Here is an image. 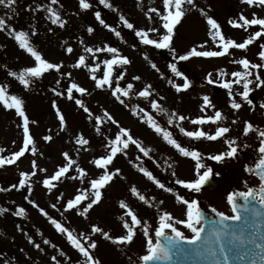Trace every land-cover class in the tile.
Returning <instances> with one entry per match:
<instances>
[{
	"label": "rangeland",
	"instance_id": "374dc122",
	"mask_svg": "<svg viewBox=\"0 0 264 264\" xmlns=\"http://www.w3.org/2000/svg\"><path fill=\"white\" fill-rule=\"evenodd\" d=\"M71 1L68 0V2ZM76 1L78 4V0ZM35 2L47 3V0H35ZM90 2L92 7L89 10L73 8L74 6L69 5L66 0H61L59 5H55V7L60 8L63 17L67 20L66 26L68 28L78 26L81 29L71 31L72 33L64 30L56 36L51 35L50 38H53L49 39L51 42L47 52L45 45L40 43L38 37L33 40L32 45L42 53L43 58L53 63L62 62V67L60 71L48 70L41 78L35 79L27 90L13 77L9 76L8 72L33 66L34 59L18 47L15 39L9 41L2 40L0 37V84H10L9 91L23 98V107L29 117L30 135L34 139V145H29V148L21 157L17 158L16 162L0 166V188L8 189L10 185L18 184L21 171L32 172L31 162L33 160L36 161L39 168L46 169V171L37 170L36 174L29 178L33 189L31 194L28 192V185L19 189L0 191V198L2 194L6 195L14 204L25 209V215L20 219L30 227L29 231L23 232L14 223L4 219L3 214L0 213V264H54L51 260L52 256H56L61 264H77L78 261L80 264H84L85 258L71 246L66 234L57 232L48 218L41 214L38 208L24 199L26 195L29 196L30 200H34L40 207L44 208L50 216L59 220L78 236L80 233H84L89 235L91 240H95L97 247L90 251L98 259L99 264H139V257L146 254L147 250L148 237L143 235V226H137L133 240L130 243L123 244L113 243L105 239L101 233H92L91 231L92 225L95 224L104 231H108L113 237L126 234V229L122 226L121 216L124 210L120 207V200L126 201L142 221L147 223L149 237L155 241V228L159 223L158 217L164 211L169 212L174 217L172 223L185 236L190 237L192 235L191 231L184 225L176 223L177 220L186 219V205L177 201L176 193L189 201L197 199L198 206L201 208L210 206L219 212L230 215L227 194L229 192L246 191L248 187H256L254 176L244 171V165L245 163L252 164L255 162L258 137L255 131L250 132L247 137L242 134V131L244 121H250L256 128L264 130V109L262 110L259 107L261 102H264V87L255 88L254 80V84L250 85V87H253V91L250 93L253 104L249 105L237 96L236 98H239L237 102L241 103L242 107L239 110H234L226 101L218 102L212 98L208 85L217 89L220 88L228 97L227 90L220 87L218 83L209 84L207 82V85L205 77L211 73L213 79H232L231 72L241 70L242 66L231 63V61L244 57L252 63H264L258 56V52L261 50L259 44L264 37V33L261 37L256 38L252 44L246 46L245 49L230 48V52L226 56L212 58L193 56L184 61L175 60L170 49H156L155 46L149 45V49L140 48L137 50L127 47L126 44H120L119 41L109 39L108 44L116 47L119 50V55L127 56L131 61L127 65L114 66L113 76L118 75L120 72L125 73L123 80L120 81L122 87H126L128 83L134 85L130 96H122L125 103L121 104L112 96L107 86L102 89L96 88L87 67H74L77 58L83 54L86 56L87 65L100 63V67L96 69L95 74L102 77L104 68L102 61L112 57L111 53L106 52L84 53L83 49L88 46L93 48L103 47L105 44L103 38L106 35L104 30L109 32L97 20L90 23L88 15L92 14L93 19H95L94 13L96 11H99L104 17H110L112 16L111 12H114L117 21L115 20L111 25L121 32L124 40L132 38L133 42L140 43V39L135 36L134 30L122 25L119 21V15L123 14L129 22L133 23L134 29L147 30L156 27L159 29V33L162 34L165 30L162 27L160 17L156 12H149V9L156 8L163 13V0H110L114 9L104 7L99 3V0H90ZM194 2L197 8L191 9V6L186 5V9L190 10L186 11V15L174 28L171 48L175 49L176 55L186 54L194 46L197 47L198 51L219 50L208 34L210 26L207 24L205 16L201 15L199 8H204L207 15H211L217 20L225 38H232L237 42H243L245 38L252 36L255 31H259L262 27L250 25L242 28L234 27L228 23L230 19L239 21L241 14L248 19L253 18L254 13L257 18H264V6L258 3L249 5L246 0H194ZM29 6H35L34 0H17L16 9L24 7L22 8L24 9L23 14L26 12L23 19L20 18L22 19L20 22L22 29H27L30 33V25L32 24L38 31L42 30L43 32L48 31L49 28H54L55 25H52L47 19L44 20V16L42 19L39 18V14L45 15L43 10L33 13L29 10ZM148 15L151 16V20ZM0 16H3L2 13ZM15 19V16L10 15L8 23L17 28L19 22ZM44 22L47 23V26H44ZM239 23L242 24L243 21H239ZM90 25L95 29L91 34L87 32ZM6 33V31H0L1 35H6ZM111 34L113 33L111 32ZM149 36L153 39H159L157 33L150 32ZM30 38H33V36ZM205 41L208 43L204 44ZM69 45L73 48L72 53L66 51ZM201 45L203 47H200ZM145 53L152 62L157 64L160 69L159 72L150 66L149 60L144 58ZM93 55L96 56V60H93ZM4 61L7 65L2 68L1 64ZM169 62H175L178 70L185 73L193 86L180 91V101L178 96L170 90L169 85H173L168 82V79H172L175 84L179 85L184 83V79L171 73L168 68ZM15 65L17 67L14 69ZM220 70L225 71L228 75L221 78ZM161 72L164 73V77L161 76ZM62 73H71V77L64 76ZM253 73L254 75L260 74L264 78L263 67L254 69ZM135 76H139L141 79L134 80L133 77ZM57 80L61 81L59 85L56 84ZM70 81H74L88 90L85 94L76 93L74 90V95L85 102L94 116L103 115V110H107L114 121L118 123L107 121L105 118V122L100 125L101 132L97 133L94 116L89 119L88 114L75 104V99L65 101L64 95L58 96L53 93L52 85H56L55 88L58 91L66 92ZM148 84L155 90L152 98L157 99L167 110V113L152 110L148 100L136 95V92ZM114 85L115 81H113ZM239 90L242 91V86ZM203 95L209 96L215 109L221 110L223 115L227 117L226 120L218 123L206 121L204 124H193L191 122L196 117L215 114L214 109L211 107L201 108ZM40 96H43L44 99L41 100ZM54 100L65 117L66 126L63 130L59 127L56 110L52 106ZM137 105L148 110L158 123L172 132L174 138L182 146L199 150L202 163L212 169L210 177L217 184L215 190L205 191L201 189L197 193L176 183L177 179L190 181L196 178L195 161L179 154L173 146L163 140L161 134H157L139 116L133 114L131 108ZM70 108L73 110L71 111ZM173 110L177 115L185 116L186 119L183 121L177 120L174 124L169 125L167 123L168 115ZM82 113L83 115H81ZM81 118L83 120H80ZM234 118L238 121L235 124L232 123ZM181 122H183L181 127L189 131L199 129L214 134L218 126H229L230 131L216 140L189 138L179 131L177 126L181 125ZM120 126L128 129L130 134L145 149L149 150V156H144L135 145H130L123 153H117L109 166V171L120 169V173L114 175L113 179L101 189V200L93 205L86 214H82L80 205H77L74 209L65 210L66 202L74 198L78 189L91 190L89 181L102 174V169L96 167L91 161L95 157L107 154L108 149L104 145L108 144L109 138L115 137ZM45 135H51L52 139L45 141L43 139ZM78 135H82L90 143L83 147L77 145L75 140ZM233 137L237 138L236 143L240 146L238 152V154H241L240 159L236 156L235 158H225L222 162H216L209 158V154L215 155L227 151L228 145L225 141ZM245 144L250 146L244 147ZM22 146V118L17 115L14 109L6 110L0 104V149L3 150L0 151V156L10 157L13 152L18 151ZM33 146L36 148L35 154L31 151ZM63 152H68L72 159L86 170L87 176L83 182L79 178H71L78 175L75 166H73L69 171V178L53 181L55 187L49 190L43 185L42 181L45 177L53 175L57 166H61L66 162L62 155ZM137 166L148 168L165 184L166 188L170 187L174 191L169 193L165 189L158 188L138 171ZM203 170L201 169V171ZM133 185L148 197L152 206L146 205L131 194L130 188ZM58 197H60L59 200ZM87 203L88 201H82L81 205L86 206ZM52 204H56L57 207L53 209ZM0 208H2L1 199ZM124 219L128 220L129 223L131 222V218L128 216H124ZM166 231L171 234L170 230ZM29 235L32 236L35 243L41 245L43 251L28 242ZM45 239L49 240L50 243L45 244Z\"/></svg>",
	"mask_w": 264,
	"mask_h": 264
},
{
	"label": "snow or ice",
	"instance_id": "6c2138e0",
	"mask_svg": "<svg viewBox=\"0 0 264 264\" xmlns=\"http://www.w3.org/2000/svg\"><path fill=\"white\" fill-rule=\"evenodd\" d=\"M249 5H253L258 3L261 6H264V0H246ZM61 0H47V3H36L34 0V7L29 6V10L33 13L43 10L45 13V19L51 22L52 25H57L61 28L65 27L67 24V20L63 17L60 8L55 7V5H59ZM99 3L106 8H113L110 0H99ZM17 0H0V6H3L8 11L4 13L3 16H0V31H6L10 37H13L18 44V47L28 54L34 59L35 63L33 66H27L19 69L18 71H9L8 75L13 77L18 83L25 89H29L31 85L34 83L35 79L41 78L42 75L48 70H56L60 71L62 67L61 63H53L43 58L42 54L32 45L31 36L37 34V29L35 26L30 25L31 34L24 30H17L14 26L8 23V18L10 15H18L16 9ZM78 5L80 10H89L92 7L90 0H78ZM191 6V9H196L197 5L194 0H163V8L164 12L161 13L159 9L151 8L149 12H156L160 17L162 22V27L165 30L164 33H159V29L156 27L145 29H134L133 23L129 22V20L123 15H119V21L122 25L128 29H133L135 32V36L140 39V42L145 45H153L156 49H170L175 60L184 61L189 59L190 57H222L225 54H229L230 48L235 49H245L246 46L253 43L256 38L261 37L262 33H264V18H257L255 13L253 14V18L248 19L243 14L240 15L239 21H243L242 24L237 20H229L228 23L232 24L234 27H246L250 25H259L262 26L259 31H255L254 34L248 38H245L243 42H237L232 38H225L222 34L221 26L217 22L215 18L211 15H207L204 8H199L201 15L205 16L207 24L210 26L209 36L212 41L218 46L219 50H202L198 51L197 47H192L186 54L176 55L175 49L171 48V41L174 34L175 26L181 21V19L186 15V11L190 9H186L185 6ZM95 19L102 25L104 28L111 31L115 36L120 37L121 32L117 30L116 27L107 23L101 16L99 11L94 13ZM148 18L151 20V16L148 15ZM49 31H52L49 28ZM95 29L90 25L87 28V32L89 34L93 33ZM157 33L159 35V39L150 38L149 33ZM83 43V41H81ZM208 42L205 41L204 44ZM200 47H203L201 45ZM68 53H72L73 48L69 45L66 48ZM84 53H111L112 57L105 59L102 61L103 68V76L98 77L96 73V69L100 67V63H96L93 65L86 64V56L80 55L75 61L74 67H87L89 72L91 73V79L95 82V86L98 89L107 88L111 91V94L117 101L121 104H124L125 101L122 99L123 97H128L132 94L134 85L132 83H128L126 87H122L120 81L123 80L125 73L120 72L118 75L113 76L115 71L114 66H122L127 65L131 61L127 56L119 55V50L116 47H113L107 43L103 45V47L93 48L91 46L85 47L83 49ZM258 56L261 61H264V44L261 45V50L258 52ZM93 60H96V56L93 55ZM144 58L149 60L150 66L155 69L157 72L160 71L157 64L152 62L147 54H144ZM231 63L239 64L242 66L241 70H235L231 72L232 79H223L222 77L227 76L228 74L220 70V77L222 79H213L212 74L209 73L205 79L209 84H219L220 87L227 90V95L229 97L230 107L234 110H239L242 107V104L237 102L236 97L239 96L243 101L247 102L249 105L253 104V101L250 99V93L253 91V87L250 85L255 84V88L264 87V78L260 74L253 73L254 69H259L264 67V63H252L246 57L240 58L239 60H232ZM168 68L171 73H173L176 77H183L184 83L182 85L175 84L172 79H168V82L175 87L177 92H180L182 89L187 90L190 87L189 78L185 75L184 72L178 70V66L175 62H169ZM162 77H164V73H160ZM64 76L71 77V73H62ZM254 76V79H253ZM134 80H139L141 77L135 76ZM113 81H115V85L113 86ZM61 83L60 80L56 81V84L59 85ZM240 86H242V91L239 90ZM11 85L8 83L0 84V104L7 109H14L17 115L23 120V146L16 152H13L10 157L0 156V166L13 164L17 161V158L21 157L26 149L29 148V145H34V139L30 135L29 130V117L26 115L24 110V100L17 94L11 93L9 91ZM74 90L76 93L85 94L88 90L78 83L74 81H70L69 85L66 88L65 92H60L56 88H53L52 91L54 94L58 96L67 95L68 99H75L76 105L83 109L85 113L88 114V118L92 119L94 114L91 109L86 106L85 102L76 98L74 95ZM154 89H152L151 85H146L143 89L136 92L138 97H142L145 100H148L150 103V107L152 110H156L159 113H167V110L159 103L157 99H153ZM162 99V98H161ZM203 103L201 108L204 109L206 106L214 109V115L208 116H199L193 119L191 122L193 124H204L207 122L218 123L220 121L226 120L227 117L223 115L221 110L215 109V106L212 104L208 95H203L202 97ZM53 108L56 110L57 118L59 120V127L63 130L66 126L65 117L60 109L56 105V101H53ZM261 109H264V102H261L259 105ZM139 109V111H138ZM133 114L140 117L145 123L148 124L150 128H152L157 134H161L163 140L173 146L179 154L184 157H189L195 161V176L196 178L190 181H186L183 179H177L176 183L184 186L186 189L200 192L202 189V185L209 179L212 175L211 167L202 163L201 153L199 150L182 146L181 143L174 138L171 131H169L166 127H163L154 116L146 109L140 108L139 105L131 108ZM143 113V115H141ZM105 118L107 121H111L113 123H118L114 121V118L107 112V110H103V115H95V130L97 133L101 132L100 125L105 122ZM186 117L183 115H177L175 110L168 115L167 123L169 125L174 124L177 120L183 121ZM237 119H233L232 123H237ZM35 123V121H33ZM179 131L189 137V138H206L209 140H216L217 138H221L224 134L230 131L229 126H218L215 130L214 134H210L204 130H196L189 131L183 127H179ZM255 131L258 137V146L255 151L257 153V158L255 162L252 164L245 163L244 171L252 176H255L259 180L258 187H248L246 191H237V192H229L227 194V202L232 207L233 213L232 216L226 215L224 212L217 211L214 207L211 209L213 213L218 217L217 220L205 221L204 214L200 210L198 206L197 199H191L190 201L179 193H176V199L178 202H182L186 205V219L177 220L176 223L184 225L187 229H189L192 233L190 237L184 235L182 231H180L173 223L174 217L167 211H164L161 215H159L158 226L155 228V241L149 237V230L147 223L142 221V219L133 211L131 206L127 204L126 201L120 200L119 204L123 211V215L121 216L122 226L126 229V234L120 235L117 237H113L109 234L108 231H104L99 226L93 224L91 231L92 233H101L105 239H108L116 244L130 243L135 235V230L137 226H143V235L148 237L146 244V254L139 257L140 264H148V262H156L162 260H171L173 255H187L194 254L197 256L207 255L213 258L214 264H220V258H222L224 264H228L230 259L229 252L232 251V248L225 247L224 238L230 237L228 243L233 245L236 248V255L240 259H244L245 255L249 251V249H245V251H240L241 246L251 245L256 250L254 252L255 255L259 256L260 264H264V234L257 235L256 232L250 233L248 236L244 235L243 228L239 229V234L237 229L232 225L226 223V221H240L243 219L244 225H248L249 223V213H251L252 217H260L264 215V130L256 128V126L250 121H244V127L242 134L244 136H248L250 132ZM45 141H50L52 139L51 135L43 136ZM237 138L233 137L225 141L228 145V150L219 152L215 155L209 154V158L216 162H222L225 158H235L239 152L240 146L236 143ZM77 145L84 146L88 145L89 140L83 138L82 135H78L75 140ZM130 145H135L140 152L144 154V156H149V150L145 149L141 143L135 139L130 131L122 126L119 127L117 133L114 138H109L108 144L104 145L105 148L108 149L107 154L101 155L99 157L93 158L91 163H93L96 167L102 169V174H100L97 178H93L89 181L90 189H78L77 194L74 198L69 199L65 204V210L74 209L77 205H80L82 214H86L89 209L93 207V205L97 204L102 198L101 189L106 186L114 177V175L120 173V169H115L114 171H109V166L114 160V157L117 153H123L125 149H128ZM250 145L245 144L244 147H249ZM0 151H3L0 149ZM33 154L36 153V148L33 146L31 148ZM65 158V163L61 166H57L56 171L50 177H45L42 181L43 185L47 187V189L51 190L55 185L52 183L53 181H59L62 178H69L68 174L70 169L75 166L77 176L71 177L73 179L79 178L81 182L84 181L87 176L86 170L81 167L77 161L72 159L68 152L62 153ZM32 164V172L21 171L19 173V181L18 184L10 185L8 189L0 188V191H8L11 189H19L23 188L25 185H28V192L31 194L32 187L29 182V178L36 174V171H46V169L39 168L38 164L35 160L31 162ZM138 171L142 173L148 180L152 181L158 188L165 189L167 192L172 193L174 190L170 187L166 188L165 184L161 182L152 171L143 166H137ZM201 169H204L201 171ZM130 192L134 197H137L139 201L145 203L146 205L152 206L151 201L142 194L139 189L133 185L130 188ZM236 197H240L243 199L242 204L236 203ZM26 201H29L34 207L38 208L41 214L48 218L50 223L54 226L57 232L66 234L68 242L71 244L73 248L78 250V252L85 258L84 264H99L98 259L94 257L91 249H95L97 247V242L95 240H91L89 235L84 233H80L79 236L75 234L68 227H65L59 220L50 216L49 213L42 207H40L34 200H30L29 196L26 195L24 197ZM58 200L60 197L57 198ZM155 199V198H153ZM82 201H88L86 206L81 205ZM256 204L260 205V209L258 210ZM51 207L55 209L57 207L56 204H52ZM8 211L5 208H0V213H4ZM14 215L17 217H22L25 215V209L22 206H17L14 212ZM124 216H128L131 218V222L124 219ZM205 223L210 225V229L208 234L202 235L205 228ZM218 225V226H217ZM19 227V226H17ZM252 227H258V222L256 220L252 221ZM170 230L171 235L168 231ZM214 237V239H213ZM28 242L34 244V246L43 251L40 244L34 242L32 236H28ZM45 244H49L50 241L45 239ZM194 245L193 248H185L183 245ZM215 245V247L213 246ZM51 260L54 264H61V261L57 259L56 256H52ZM77 264H80L78 261ZM255 264V261L252 262Z\"/></svg>",
	"mask_w": 264,
	"mask_h": 264
},
{
	"label": "water",
	"instance_id": "95a60500",
	"mask_svg": "<svg viewBox=\"0 0 264 264\" xmlns=\"http://www.w3.org/2000/svg\"><path fill=\"white\" fill-rule=\"evenodd\" d=\"M203 186L207 188L208 190H213L215 188V184L212 181H210V179H208ZM236 203L242 204L243 199L240 197H236ZM256 207L258 210H261L260 205ZM201 211L204 214L205 221H212V220L218 219V217L216 216L215 213L212 212V210H201ZM261 211H264V210H261ZM253 220H256L258 222V227L256 228L252 227ZM226 223L236 228L238 234H239L240 228H243L245 236H248L252 232H256L257 235L264 234V215L260 217H252L251 213H249L248 225H244L243 219H241L240 221H226ZM209 229H210V225L208 223H205V228H204V232L202 233V235L208 234ZM229 239L230 237L224 238L225 247L232 248V251L229 252L230 259L228 261V264H252L253 261H255V264H260L259 256L254 254L256 250L253 248V246L251 245L241 246V248L239 249L240 251H245V249H249V251L245 255L244 259H240L236 255V248H234L233 245L228 243ZM183 246L185 248L195 247L194 245H188V244H184ZM213 246L215 247V245ZM148 264H214V260L212 257L207 256V255L197 256L194 254H187V255H173V258L171 260L148 262ZM220 264H224L222 258H220Z\"/></svg>",
	"mask_w": 264,
	"mask_h": 264
},
{
	"label": "trees",
	"instance_id": "16d2710c",
	"mask_svg": "<svg viewBox=\"0 0 264 264\" xmlns=\"http://www.w3.org/2000/svg\"><path fill=\"white\" fill-rule=\"evenodd\" d=\"M88 19H92V17L89 15L88 16ZM112 39V37L109 35V34H106V35H104V42L105 43H107L108 44V42L107 41H109V39ZM120 40H122V43L124 44H126V46L127 47H130V48H139V46H138V44H135L133 41H132V38H129V39H122L121 37H118ZM113 41H118L117 39L116 40H113ZM17 67V66H16ZM56 87V85H52V87L51 88H55ZM66 93V92H65ZM54 96H56V95H54ZM64 100L65 101H68L69 99L67 98V95L65 94L64 95ZM40 99L41 100H43L44 99V97L43 96H40ZM70 110L72 111L73 109L72 108H70ZM82 115V114H81ZM80 120H83L82 118L80 119ZM1 201H2V208H5V209H8L9 211L7 212H4V213H2L3 214V216H4V219H6L7 221H9V222H12V223H14L16 226H19L18 228H20V229H25V231L26 230H29V228L30 227H27L26 225L27 224H25L21 219H19L17 216H15L14 215V212H15V210H16V207H17V205L16 204H14L11 200H10V198L8 197V196H6V195H1ZM14 217V218H13ZM0 239H1V237H0Z\"/></svg>",
	"mask_w": 264,
	"mask_h": 264
}]
</instances>
